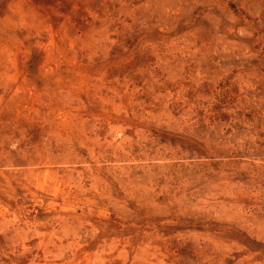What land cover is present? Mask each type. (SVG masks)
Returning <instances> with one entry per match:
<instances>
[{
    "label": "rangeland",
    "instance_id": "1",
    "mask_svg": "<svg viewBox=\"0 0 264 264\" xmlns=\"http://www.w3.org/2000/svg\"><path fill=\"white\" fill-rule=\"evenodd\" d=\"M0 264H264V0H0Z\"/></svg>",
    "mask_w": 264,
    "mask_h": 264
}]
</instances>
